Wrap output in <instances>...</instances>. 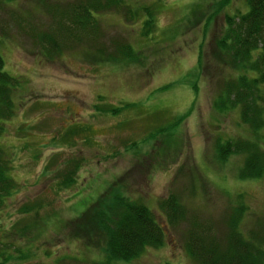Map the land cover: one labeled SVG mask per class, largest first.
Listing matches in <instances>:
<instances>
[{
	"label": "rangeland",
	"instance_id": "rangeland-1",
	"mask_svg": "<svg viewBox=\"0 0 264 264\" xmlns=\"http://www.w3.org/2000/svg\"><path fill=\"white\" fill-rule=\"evenodd\" d=\"M69 1L0 0L3 67L20 78L1 136L15 187L0 204V245L12 256L0 264L103 261L94 208L116 189L145 203L164 233L106 264H193L184 246L192 218L221 232L239 202L247 233L264 212V172L239 177L242 153L217 157L216 140L254 135L238 108L214 104L234 73L216 40L224 14L246 0H122L98 12L94 41L63 35L47 56L38 34L56 35ZM259 136L264 148V127ZM171 193L185 207L178 223L160 206Z\"/></svg>",
	"mask_w": 264,
	"mask_h": 264
},
{
	"label": "trees",
	"instance_id": "trees-1",
	"mask_svg": "<svg viewBox=\"0 0 264 264\" xmlns=\"http://www.w3.org/2000/svg\"><path fill=\"white\" fill-rule=\"evenodd\" d=\"M122 0H70L58 7V29L54 33L40 32L38 37L49 39L44 46L45 55L59 54L66 40L87 37L95 40L97 14L120 6ZM229 0H220L222 6ZM217 3V2H216ZM247 8L225 13V24L216 40L221 59L234 73L224 77L218 96L214 99L219 109L238 108L240 120L247 124L253 137H228L216 140L215 152L219 159H226L231 152L244 155L239 177H257L264 172V148L259 131L264 127V0H246ZM50 9V13L55 12ZM147 22H152L151 17ZM66 35V40H62ZM75 40V41H76ZM81 41H77L79 44ZM94 46V45H93ZM101 48L93 51L95 54ZM132 53L129 51L127 54ZM199 62L201 59L199 58ZM0 54V204L15 187L10 174V157L1 136L5 121L15 112L14 92L20 78L3 67ZM117 190V189H116ZM111 191V199L97 201L93 223L98 232L100 248L106 264L113 260H129L147 244L159 245L164 233L151 209L142 201L132 199L119 191ZM170 223L183 219L185 207L175 193L160 200ZM244 205L234 206L225 219L224 230H212L211 221L193 217L185 229L184 246L193 264H264V212L256 218L247 233L240 228L245 213ZM211 227V228H210ZM212 230V231H211ZM7 245H0V259L12 257ZM1 262V261H0ZM37 264V263H36Z\"/></svg>",
	"mask_w": 264,
	"mask_h": 264
}]
</instances>
